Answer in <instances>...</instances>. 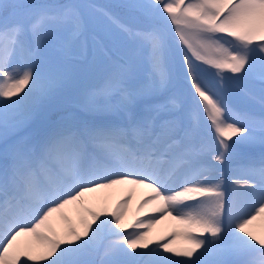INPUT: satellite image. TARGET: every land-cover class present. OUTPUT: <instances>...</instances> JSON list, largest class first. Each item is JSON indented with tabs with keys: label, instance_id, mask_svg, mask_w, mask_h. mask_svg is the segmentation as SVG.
Listing matches in <instances>:
<instances>
[{
	"label": "snow or ice",
	"instance_id": "1",
	"mask_svg": "<svg viewBox=\"0 0 264 264\" xmlns=\"http://www.w3.org/2000/svg\"><path fill=\"white\" fill-rule=\"evenodd\" d=\"M173 33L209 68L185 53L174 77ZM116 37L148 66L142 79ZM101 61L83 107L120 119L61 121L5 148L0 264H264V230L252 227L264 218V0H0V127ZM178 79L194 90L191 106ZM117 186L125 195L111 208L89 198ZM136 187L151 195L133 206ZM166 218L176 227L160 243L152 229Z\"/></svg>",
	"mask_w": 264,
	"mask_h": 264
},
{
	"label": "rangeland",
	"instance_id": "2",
	"mask_svg": "<svg viewBox=\"0 0 264 264\" xmlns=\"http://www.w3.org/2000/svg\"><path fill=\"white\" fill-rule=\"evenodd\" d=\"M91 2L101 5V6H111V5L120 3L119 1L112 2V0H91ZM110 10L119 11L117 9H110ZM174 36L175 35H172L171 43H172V48L174 52L173 72L175 76L178 75L179 70L185 69L184 59H183L185 53H187L188 56L190 55V58L193 60L194 63L200 64L202 68H209L208 65H203L201 62H196V60L192 58L191 53L188 52L186 48L184 49V45L179 41V38L174 37ZM173 40H176V41H173ZM110 46H113V45L110 44ZM114 46L116 47L118 51L122 53H126L127 55L133 57L134 62H133L132 71L135 74L137 79H142L148 71V66L139 58L140 54L138 50L131 48L130 45H128L125 41H123L119 37L115 38ZM107 67L108 65L101 61L95 67H93L90 71H87V72H80L77 70H73L68 80L64 81L60 86L55 88L51 95L43 99L44 100L43 102L46 101L47 103L44 107H40L41 104H38L37 106H35L32 109L31 114L27 118L21 117L20 119H18L15 126L11 127L7 131V133H5V130L3 127H0V152L5 151L6 147L10 148L16 145L23 146L27 142L31 144L34 143L35 140L39 136L33 135V132L35 134H37L36 132H39V133L45 132L43 131L44 127L41 126V122H39L38 119L40 120L41 118H43L45 120L46 118H49L47 115L50 113V111H54V109L56 108L63 110V111L70 110L69 112L67 111L63 113V116H65L66 118L64 122H73V123L80 122L81 117L86 116L87 118L88 115H91V114H86V113H92L93 115H99L100 113H93V112H89L85 110V108L83 107V103H84V97L86 96V94L90 90L101 85L104 79ZM209 71L215 72V69H209ZM60 74H61L60 69L54 67L53 75L59 76ZM183 75L186 76V72H184ZM205 75L211 85L213 86L218 85L219 81L214 76H210L207 73H205ZM224 75L231 76L233 74L225 71ZM176 84H177L178 89L185 92L186 103L191 106L193 99L191 98L192 96L187 95V92L194 91V90L190 89V84H188L186 79H178L176 81ZM185 88L188 90L185 91ZM198 99H199L198 97H195V100H198ZM159 100H162V97L154 99L153 102H158ZM231 104L234 108H237V109L243 108L246 106L245 101L235 96L231 98ZM255 107L258 110L259 108L258 102L255 104ZM107 114H115V113H105V115ZM101 115H104V114H101ZM111 116H113L114 119H120V116H118L117 114H115V116L114 115H111ZM201 124L202 126H205V127H207L208 125L206 117L203 115L201 117ZM235 139H237V137H233V140ZM229 143H231V141H229ZM247 150L249 152H255V150L260 151V146L259 144L254 145V146L238 145L235 149L237 153H243V152H246ZM258 234H260V232Z\"/></svg>",
	"mask_w": 264,
	"mask_h": 264
},
{
	"label": "bare ground",
	"instance_id": "3",
	"mask_svg": "<svg viewBox=\"0 0 264 264\" xmlns=\"http://www.w3.org/2000/svg\"><path fill=\"white\" fill-rule=\"evenodd\" d=\"M24 145H31V143H26ZM23 145V146H24ZM123 195H125L123 189L120 186H117L113 189L104 190L100 193H93L89 194L90 199H100L102 203H106L109 208L116 202L117 199L121 198ZM151 195V192L149 189L144 187H136L132 193V204L135 206L137 202H139L142 198H147V196ZM67 215L73 220H76V212H75V206H69L68 209L65 210ZM152 214V213H149ZM129 220H131V216L128 217ZM58 226L62 223L60 220V217L57 216L54 221ZM176 227V222L172 221L170 218H166L164 221H162L160 224L154 226L152 229V237L156 240H159L160 243L165 242L161 237H166L167 239H172V237L169 235L170 230ZM257 233L261 232L264 229V218L258 219L256 222H254V225L252 226ZM183 241L177 237L175 239V244L180 245Z\"/></svg>",
	"mask_w": 264,
	"mask_h": 264
},
{
	"label": "trees",
	"instance_id": "4",
	"mask_svg": "<svg viewBox=\"0 0 264 264\" xmlns=\"http://www.w3.org/2000/svg\"><path fill=\"white\" fill-rule=\"evenodd\" d=\"M115 1H119L120 3H122L123 2V0H112V2H115ZM61 112V110H57V111H55L54 113H60ZM50 114L48 117L49 118H47V121H49L47 124L46 123H44V125H45V128L47 129V130H49L50 128H52L56 123V119L54 120V121H52V119H54V115L55 114ZM43 122H45L44 120H43ZM55 123V124H54ZM3 156H4V151H1L0 152V162L2 163L3 162Z\"/></svg>",
	"mask_w": 264,
	"mask_h": 264
}]
</instances>
